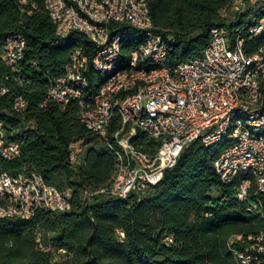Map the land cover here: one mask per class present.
Masks as SVG:
<instances>
[{
	"label": "trees",
	"instance_id": "obj_1",
	"mask_svg": "<svg viewBox=\"0 0 264 264\" xmlns=\"http://www.w3.org/2000/svg\"><path fill=\"white\" fill-rule=\"evenodd\" d=\"M147 3L154 29L169 37L168 63L201 56L214 27H225L231 37L238 35L248 56L264 44V30L249 33V27L264 18V4L236 12L227 24L220 12L230 8L232 0ZM115 26L125 63L144 34ZM16 34L25 39L24 54L16 69L0 60V82L7 89L0 94V124L20 151L13 159L0 156V173L37 172L47 184L69 192L71 209H39L28 219L0 218V264H236L231 251L244 250L247 237L264 229V191L252 184L247 198L239 201L237 187L250 177L241 174L229 183L218 177L213 162L229 139L224 136L208 146L189 144L160 182L143 194L117 198L94 193L108 185L115 170L113 150L79 122L77 102L61 110L46 101L47 89L63 73L72 48L82 47L90 62L94 46L79 32L56 36L44 0H28L25 5L0 0V49L5 37ZM86 75L85 96L102 79L90 67ZM16 97L26 102L21 112L12 109ZM118 126L115 115L110 129ZM78 140L85 150L71 165L68 145ZM135 145L153 154L159 141L141 135ZM233 235L242 240L229 244Z\"/></svg>",
	"mask_w": 264,
	"mask_h": 264
},
{
	"label": "built area",
	"instance_id": "obj_2",
	"mask_svg": "<svg viewBox=\"0 0 264 264\" xmlns=\"http://www.w3.org/2000/svg\"><path fill=\"white\" fill-rule=\"evenodd\" d=\"M18 2L25 5L28 0ZM259 2L264 4V0H232L230 8L243 12ZM44 8L56 36L79 32L94 46L90 62L82 47L74 46L63 73L46 94V101L61 110L77 102L79 122L116 156L108 185L94 193L117 198L143 194L160 182L186 146L196 141L212 145L224 136L230 142L213 162L218 177L225 183L241 174L250 177L237 187L239 201L247 198L252 184L264 191V44L248 56L238 35L231 37L225 27H214L201 56L168 63L169 37L154 29L147 0H44ZM115 25L144 34L125 63ZM262 30L264 18L249 27L254 35ZM24 48L22 35L7 36L0 60L16 69ZM89 67L102 79L85 96ZM6 90L0 82V94ZM25 106V100L16 97L12 109L21 112ZM115 115L119 126L111 130ZM141 135L159 141L153 154L135 145ZM82 149L80 140L68 145L71 165L79 162ZM19 151V143L8 139L0 124V156L13 159ZM69 197L68 191L47 184L35 171L0 173V218L28 219L39 209L67 212ZM237 240L242 236H231L229 244ZM247 240L244 250L231 251L236 264H264V229Z\"/></svg>",
	"mask_w": 264,
	"mask_h": 264
},
{
	"label": "rangeland",
	"instance_id": "obj_3",
	"mask_svg": "<svg viewBox=\"0 0 264 264\" xmlns=\"http://www.w3.org/2000/svg\"><path fill=\"white\" fill-rule=\"evenodd\" d=\"M261 5H262V3L259 2L258 6H261ZM245 11L246 10H243V12H245ZM236 12H239V10H233L231 8H228V9L221 10L220 16H221L222 19L227 21V24H228V21L234 19L235 15H236ZM84 150H85V147H83L81 155L84 153ZM81 155H80V157H81Z\"/></svg>",
	"mask_w": 264,
	"mask_h": 264
}]
</instances>
